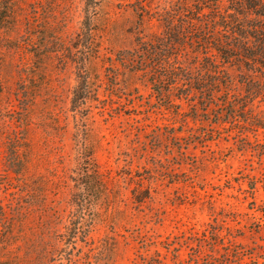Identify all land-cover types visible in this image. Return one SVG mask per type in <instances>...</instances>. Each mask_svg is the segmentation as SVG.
Returning a JSON list of instances; mask_svg holds the SVG:
<instances>
[{"label": "rangeland", "instance_id": "obj_1", "mask_svg": "<svg viewBox=\"0 0 264 264\" xmlns=\"http://www.w3.org/2000/svg\"><path fill=\"white\" fill-rule=\"evenodd\" d=\"M177 1L0 0V264H264V76L130 61Z\"/></svg>", "mask_w": 264, "mask_h": 264}, {"label": "trees", "instance_id": "obj_2", "mask_svg": "<svg viewBox=\"0 0 264 264\" xmlns=\"http://www.w3.org/2000/svg\"><path fill=\"white\" fill-rule=\"evenodd\" d=\"M3 1L8 9L15 4V0ZM177 2L164 11V34L150 42L139 40L142 49L130 60L158 87L159 94L165 92L170 96L171 91L179 89L183 92L178 97L188 98L196 89L203 102L213 103L215 92H221L223 85L228 86L224 72L220 80L223 63L264 76V0ZM202 60L206 62L207 75L218 80L208 82L205 74L200 73L194 76L188 65ZM254 82L264 88V83ZM224 93L229 95L227 90ZM11 158L12 164L21 161L17 148L11 151Z\"/></svg>", "mask_w": 264, "mask_h": 264}]
</instances>
